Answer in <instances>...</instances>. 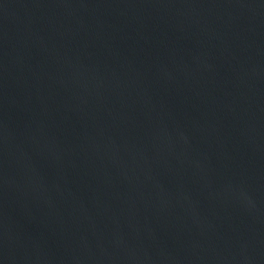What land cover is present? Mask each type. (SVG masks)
<instances>
[{
	"label": "water",
	"instance_id": "obj_1",
	"mask_svg": "<svg viewBox=\"0 0 264 264\" xmlns=\"http://www.w3.org/2000/svg\"><path fill=\"white\" fill-rule=\"evenodd\" d=\"M0 264H264V0H0Z\"/></svg>",
	"mask_w": 264,
	"mask_h": 264
}]
</instances>
